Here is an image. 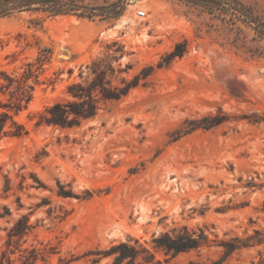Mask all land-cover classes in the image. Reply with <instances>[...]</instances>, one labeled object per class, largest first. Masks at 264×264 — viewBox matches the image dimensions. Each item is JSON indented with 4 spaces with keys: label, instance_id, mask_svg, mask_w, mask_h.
Returning a JSON list of instances; mask_svg holds the SVG:
<instances>
[{
    "label": "rangeland",
    "instance_id": "obj_1",
    "mask_svg": "<svg viewBox=\"0 0 264 264\" xmlns=\"http://www.w3.org/2000/svg\"><path fill=\"white\" fill-rule=\"evenodd\" d=\"M60 1L79 8L0 16V70L42 57L14 115L26 133L0 139V251L45 246L35 264H111L104 250L138 239L157 264H264V0ZM101 58L114 85L133 87L77 125L39 123ZM20 218L29 228L7 246ZM181 225L209 243L153 247ZM235 236L249 245L225 253Z\"/></svg>",
    "mask_w": 264,
    "mask_h": 264
},
{
    "label": "trees",
    "instance_id": "obj_2",
    "mask_svg": "<svg viewBox=\"0 0 264 264\" xmlns=\"http://www.w3.org/2000/svg\"><path fill=\"white\" fill-rule=\"evenodd\" d=\"M63 5L65 4L60 0H0V16L18 8L32 10L42 8L52 14L75 11L79 8V5L74 3H66V8ZM77 15H84V12H78ZM37 60L38 64L25 63L20 74L0 70V94L8 95L6 101H0V139L20 137L27 131L24 124L18 122L14 115L25 108L32 98L34 85L38 82V74L35 71L39 68L42 57L38 56ZM87 68V77L82 82H74L67 87V92L73 99L56 101L45 107L43 113L40 114L39 123L60 127L77 125L81 120L93 117L101 101L117 99L125 95L134 85L126 82L124 78H121L123 84L114 85L110 76L115 70L105 59L92 60ZM28 228L27 221L23 222L21 218L18 219L8 233L7 246L11 242H16L11 239L12 237L25 234ZM248 240V238L242 239L235 236L221 242V245L225 253L229 254L240 246L249 245ZM152 241L154 242L153 247L162 249L165 254H176L208 244L210 240L204 228L198 227L196 230L187 225H181L160 233L152 238ZM15 249L19 252L15 258L10 255L15 252L13 249L1 250L0 264H35L38 259L46 263L47 255L51 251L45 246L20 248L19 244ZM102 253L112 256L111 264L160 263L155 259V252L141 244L138 239L119 241Z\"/></svg>",
    "mask_w": 264,
    "mask_h": 264
},
{
    "label": "built area",
    "instance_id": "obj_3",
    "mask_svg": "<svg viewBox=\"0 0 264 264\" xmlns=\"http://www.w3.org/2000/svg\"><path fill=\"white\" fill-rule=\"evenodd\" d=\"M136 16L138 18H144L146 16V12L143 9H137Z\"/></svg>",
    "mask_w": 264,
    "mask_h": 264
}]
</instances>
